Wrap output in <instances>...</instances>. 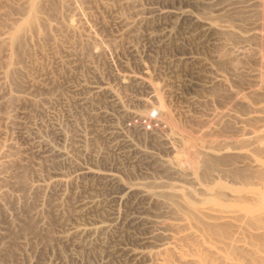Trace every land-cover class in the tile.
Listing matches in <instances>:
<instances>
[{"label": "bare ground", "instance_id": "bare-ground-1", "mask_svg": "<svg viewBox=\"0 0 264 264\" xmlns=\"http://www.w3.org/2000/svg\"><path fill=\"white\" fill-rule=\"evenodd\" d=\"M2 1L0 105L6 110L0 114L4 124L0 127V165L9 159L7 151L11 129H14L10 124L17 117V132L23 138L33 141L36 137V146L53 153L58 162L79 170L84 169L82 158L72 154L66 140L70 128L75 130L78 147L89 153L92 138L86 124L92 116L106 120L104 135L110 149L124 154L137 152L156 159L154 153L138 144L125 121L136 120L142 125L143 119L151 116L152 109H159L157 114L161 112L160 117H166L167 121H176L174 114L151 76L130 78L132 86L146 88L155 95L156 101L143 109L131 106L141 100L138 93L122 94L107 81L109 73H105L102 65L107 48L87 20L89 13L85 11L87 8L84 10L82 1L51 0L54 6L48 4L46 8L41 7L44 0ZM118 1L121 7L131 10L130 16L123 13L119 16L126 29L138 20L169 15V11H163L155 3L145 6L141 0ZM211 5L219 11L218 18L198 17L192 13L185 16L204 27H214L212 29L224 38H233L228 37L230 41H226H234L231 45L237 52L252 47L260 69L254 73L259 80L254 75L257 81L254 80L253 88L249 89L260 91L264 88L260 87L264 86L261 79L264 77V0H213ZM230 14L231 19L234 17L231 21L237 24L223 19ZM61 84L64 91L56 88ZM101 93L105 95L109 109L96 104V97ZM241 99L249 113L239 115L229 110L212 114L207 133L210 127L227 123L236 134L229 139H220L216 148L210 145L213 140H209V144L200 138L201 141L189 144L190 134L185 133V129L182 132L175 129L174 122L169 121L174 125L169 132L170 139L182 147L177 152L190 153L192 160L181 158L174 164L164 162L162 165L170 172L172 180L158 178L144 183V187L155 189L151 191L152 195L162 198V207L152 222L154 235L164 241L158 264H264V124L250 126L264 107L251 105L245 97ZM11 101L21 105L13 108ZM23 105L30 106L31 110ZM10 107L13 110H9ZM45 112L51 115L52 127L63 140L60 145L47 138V131L35 116ZM92 175L101 177L110 186L111 190L104 198L114 207L108 215L109 222L101 221L88 232L108 236L119 215L115 205L120 198L115 189L121 186L122 179L115 174L101 176L94 172ZM67 183L68 180L62 177L46 181L37 176L27 186L62 188ZM3 188L0 185V202L6 192ZM127 189L132 188L127 186Z\"/></svg>", "mask_w": 264, "mask_h": 264}, {"label": "rangeland", "instance_id": "rangeland-1", "mask_svg": "<svg viewBox=\"0 0 264 264\" xmlns=\"http://www.w3.org/2000/svg\"><path fill=\"white\" fill-rule=\"evenodd\" d=\"M46 1H42L41 7L54 6L51 0ZM81 1L89 13L87 20L107 48L102 60L105 73H109L107 81L122 94L138 93L141 100L131 106L143 109L156 101L155 95L146 88L132 86L130 78L151 76L174 114L175 126L166 117H160L161 112L157 114L159 109H152L142 125L136 120L125 121L138 144L155 154L156 159H151L137 152L124 154L110 149L104 135L106 120L89 117L86 124L92 138L89 153L78 147L75 130L70 128L66 140L72 154L82 158L84 169L79 170L58 162L53 153L36 146V137L33 141L23 138L17 132L19 118H15L10 124L14 129L10 133L9 159L0 165V185L6 191L0 202V264H158L164 241L154 235L152 222L162 207V198L152 195L155 189L144 187V183L158 178L172 180L162 165L164 162L192 160L190 153L177 152L182 147L170 139L171 126L180 131L185 129L190 134L189 144L200 139L209 144V140H216L210 144L216 148L220 139L236 134L227 123L212 126L207 133L212 114L229 110L239 115L249 113L243 97L253 106L264 107V88L256 92L249 89L259 80L254 73L260 69L252 47L237 52L231 45L234 41L228 43L233 38H224L214 27H204L185 16L192 13L218 18L219 11L211 5L213 0H141L145 6L155 3L163 11H169V15L138 20L127 29L120 14L130 16L131 10L121 7L118 0ZM229 16L223 19H234ZM232 23L237 24L234 20ZM221 37L227 39L226 45ZM261 79L264 81V77ZM56 88L64 91L63 84ZM95 102L109 109L104 94H99ZM12 103L13 108L21 105ZM27 105L23 106L31 110ZM12 107L7 110H13ZM4 110L0 105V114ZM258 114L250 126L264 124V108ZM35 116L47 131V138L56 145L62 144V138L52 127L51 115L45 112ZM3 125L0 117V127ZM84 170H88L87 174ZM94 172L101 176L115 174L122 179L121 186L115 189L120 198L115 205L119 215L108 236L88 232L101 221L109 222L108 215L114 207L104 198L110 186L101 177L93 176ZM37 176L46 181L62 177L68 183L62 188L28 187L27 183Z\"/></svg>", "mask_w": 264, "mask_h": 264}]
</instances>
